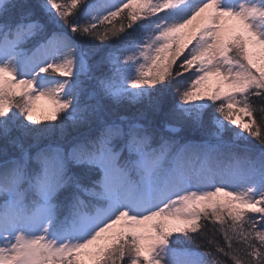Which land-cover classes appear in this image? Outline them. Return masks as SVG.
<instances>
[{"label":"snow or ice","instance_id":"1","mask_svg":"<svg viewBox=\"0 0 264 264\" xmlns=\"http://www.w3.org/2000/svg\"><path fill=\"white\" fill-rule=\"evenodd\" d=\"M0 141V264H264V0H0Z\"/></svg>","mask_w":264,"mask_h":264},{"label":"rangeland","instance_id":"2","mask_svg":"<svg viewBox=\"0 0 264 264\" xmlns=\"http://www.w3.org/2000/svg\"><path fill=\"white\" fill-rule=\"evenodd\" d=\"M189 47H191V46H189ZM185 54H187V52H185ZM180 59L182 60L183 57H181ZM215 79H216V78L213 77L211 81L205 82V84L203 85V87H204L205 89H208V90H212V89H214V88L216 87V85L214 84ZM220 87H221L222 89H226V86H224V85H220ZM39 106H43V102H39Z\"/></svg>","mask_w":264,"mask_h":264},{"label":"trees","instance_id":"3","mask_svg":"<svg viewBox=\"0 0 264 264\" xmlns=\"http://www.w3.org/2000/svg\"><path fill=\"white\" fill-rule=\"evenodd\" d=\"M257 118H259V116H257ZM255 142V141H254ZM258 143V142H257ZM3 145V142L2 141H0V146H2ZM219 239H221V241H222V237H218ZM190 246L191 247H193V248H195L196 247V245L195 244H191V242H190Z\"/></svg>","mask_w":264,"mask_h":264}]
</instances>
